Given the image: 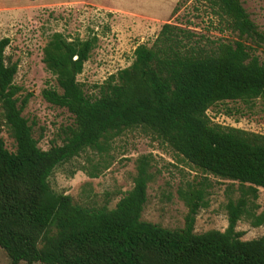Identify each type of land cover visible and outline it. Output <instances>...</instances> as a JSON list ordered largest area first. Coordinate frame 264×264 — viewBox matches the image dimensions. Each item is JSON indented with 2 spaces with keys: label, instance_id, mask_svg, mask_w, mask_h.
Returning <instances> with one entry per match:
<instances>
[{
  "label": "trees",
  "instance_id": "obj_1",
  "mask_svg": "<svg viewBox=\"0 0 264 264\" xmlns=\"http://www.w3.org/2000/svg\"><path fill=\"white\" fill-rule=\"evenodd\" d=\"M189 1L179 0L172 14ZM197 1L237 40L209 46L188 28L165 23L150 46L134 49L128 67L95 87L94 98L84 93L77 76L97 37L50 35L42 63L56 87L46 86L40 96L65 109L72 124L62 130L61 144L48 150L38 147L21 115L30 94L18 97L17 64L4 55L9 39L0 40V119L15 145L8 152L0 138V249L10 264H264V238L242 241L244 233L236 230L244 217L254 228L264 223L249 206L264 189V136L221 128L206 115L220 102L264 99V64L252 53L264 36L240 0ZM133 129L197 171L238 184V198L225 205L223 232L194 233L198 212L208 207L206 182L177 190L187 209L181 229L141 219L153 179L150 155L136 159L133 186L112 209L78 205L52 191L49 178L58 166L87 152L105 153L111 141ZM83 171L89 178L101 172L92 164Z\"/></svg>",
  "mask_w": 264,
  "mask_h": 264
},
{
  "label": "rangeland",
  "instance_id": "obj_2",
  "mask_svg": "<svg viewBox=\"0 0 264 264\" xmlns=\"http://www.w3.org/2000/svg\"><path fill=\"white\" fill-rule=\"evenodd\" d=\"M178 1L0 0V40L9 39L4 55L8 63L17 64L13 82L21 89L18 97L22 99L30 94L21 115L32 127V135L41 150L60 145L62 130L72 124V116L65 109L46 103L40 96L46 86L56 87L42 63V49L50 35L61 33L69 40L85 39L90 35L97 37L96 48L77 76L84 93L94 98L97 96L95 87L128 67L133 61L134 49L139 45L150 46L165 23L188 28L209 46L237 40L236 35L197 0L180 5L172 14ZM240 2L258 32L264 36V0ZM252 47V53L264 64V44ZM206 115L211 124L221 128L264 136V99L247 104L220 102L210 107ZM0 138L5 149L14 152V142L1 119ZM142 155L151 156L150 173L153 175L147 184L142 220L169 230L181 229L187 209L178 198L177 190L188 184L206 182L210 185L207 189L208 207L198 212L194 233L225 230V205L229 199L238 198V184L197 171L139 129L125 131L115 138L105 153L87 152L58 166L49 178V185L53 192L70 196L75 204L86 207L106 205L112 209L132 188L135 161ZM89 164L98 165L101 172L97 178H89L83 171L89 169ZM104 165L106 169L101 168ZM249 206L253 208H250L253 215L264 217V189H258L257 199ZM251 220L244 217L237 223L236 230L244 233L242 241L264 238V223L254 228ZM0 264H10L1 249Z\"/></svg>",
  "mask_w": 264,
  "mask_h": 264
}]
</instances>
